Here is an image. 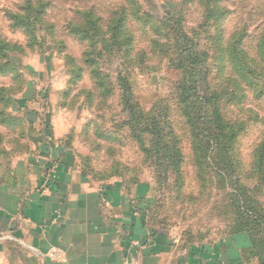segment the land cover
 <instances>
[{"label": "rangeland", "instance_id": "rangeland-1", "mask_svg": "<svg viewBox=\"0 0 264 264\" xmlns=\"http://www.w3.org/2000/svg\"><path fill=\"white\" fill-rule=\"evenodd\" d=\"M178 25L196 41L211 87L223 94L224 118L238 131L231 157V146L212 157L203 144L195 148L178 99ZM240 38L256 68L247 89L232 66ZM0 52L2 170L38 145L69 149L95 177L126 189L153 185L150 221L187 245L232 236L251 243L230 193L247 196L264 218V165L254 164L264 159V96L256 91L264 90V0H0ZM121 75L140 124L158 123L169 161L156 153L151 128L141 134L150 139L146 153L133 137ZM251 224L264 248V222ZM0 244V264H11L17 252Z\"/></svg>", "mask_w": 264, "mask_h": 264}, {"label": "crops", "instance_id": "crops-1", "mask_svg": "<svg viewBox=\"0 0 264 264\" xmlns=\"http://www.w3.org/2000/svg\"><path fill=\"white\" fill-rule=\"evenodd\" d=\"M43 148L0 167V240L17 252L11 264H257L242 237L187 245L150 221L153 185L126 189L69 149Z\"/></svg>", "mask_w": 264, "mask_h": 264}, {"label": "trees", "instance_id": "trees-1", "mask_svg": "<svg viewBox=\"0 0 264 264\" xmlns=\"http://www.w3.org/2000/svg\"><path fill=\"white\" fill-rule=\"evenodd\" d=\"M87 15L81 16L78 22H84ZM100 18L98 17L95 21V24L99 22ZM87 32H83V35ZM175 46L178 51V60H176V68L181 70L183 73L182 85L178 86V99L183 108V113L189 123L191 133L194 137V145L197 149L199 146H203L208 150L210 149V157H212L217 150L224 149L226 146H231L229 150V156L231 157L234 153V147L237 142L238 131L232 130L230 127L232 126L231 122H226L224 118V114L222 111V97L223 94L218 90H215L211 87L209 83V69L206 61L201 57L198 49L196 48L197 44L193 37L187 36L182 32V26L178 25L175 28ZM93 35V34H92ZM237 45L236 49H231L232 51H237V53L233 56L235 62L232 63V66L235 68H239L241 70L240 81L243 83V88L247 89L249 87L255 86L252 77L253 74H256V68L249 64L245 52L243 48V39L240 38L238 41H234L232 45ZM1 53V52H0ZM252 72V75H251ZM252 76V77H251ZM120 85L122 86V94L124 96L123 103L125 104L124 110L128 112L129 121L127 122L129 127H131V131L133 137L135 136L139 143L141 144V148L143 152H147L144 144V140L147 139L150 143V139L148 135H142L144 133H151L149 136H157L158 147L156 153L166 160H170L171 156L169 153L173 154V150L169 149L170 145L165 143V139H163V135L160 132V127L157 126L156 120H153L154 128L144 126L145 124H140L141 119L134 113L133 109L136 106V98L131 95V88L128 85L126 77L124 75L119 76L118 78ZM125 85V87H123ZM258 93V97L264 96L263 88L256 90ZM132 109V111L130 110ZM131 122V123H130ZM134 125H137L134 126ZM143 125V126H141ZM140 126V128H139ZM135 134V135H134ZM134 137V138H135ZM142 138V140H141ZM263 145L264 144H259ZM39 145L37 146V148ZM203 147V148H204ZM176 155L179 154V150L173 147ZM258 157L260 154L257 155ZM209 157V156H208ZM226 160V156H223ZM231 159V158H230ZM83 164V163H82ZM254 164L257 165L256 169L262 168L264 165V159H256L254 160ZM102 178V177H101ZM232 198V207L238 210V220L242 225L240 229L247 231V233L251 237V245L247 249V255L250 258H254L257 261V264H264V248H262V240L261 236L254 230V226L251 224L252 221H256L261 218L262 222H264V218L258 216L255 210L251 208L252 203L246 198L247 196H242L236 198L234 193H230ZM254 207V205H253ZM252 214L254 216H252ZM253 219L251 220V218ZM235 232L239 231L238 229L232 228Z\"/></svg>", "mask_w": 264, "mask_h": 264}]
</instances>
